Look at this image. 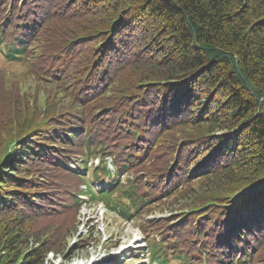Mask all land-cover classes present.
<instances>
[{"label": "trees", "instance_id": "1", "mask_svg": "<svg viewBox=\"0 0 264 264\" xmlns=\"http://www.w3.org/2000/svg\"><path fill=\"white\" fill-rule=\"evenodd\" d=\"M33 45L54 88L40 107L0 83V264L62 254L56 212L97 193L127 219L186 209L148 264H264V0H0V54Z\"/></svg>", "mask_w": 264, "mask_h": 264}, {"label": "rangeland", "instance_id": "2", "mask_svg": "<svg viewBox=\"0 0 264 264\" xmlns=\"http://www.w3.org/2000/svg\"><path fill=\"white\" fill-rule=\"evenodd\" d=\"M34 48L33 45L25 58L17 62H9L0 54V83L5 84L7 89L11 86L18 88L10 92V95L17 92L18 97L24 96L29 105L37 104L43 107L46 93L53 92L54 86L40 71L42 67H37L39 53L35 52ZM72 87L70 85L67 89L72 91ZM66 100L63 101L64 104L67 103ZM88 114H92V110ZM104 160L106 168L113 172L112 159L109 157H93L89 160V166L94 171L103 165ZM69 168L75 169L71 164ZM136 169L137 171L132 169L119 173L120 184L142 180L143 173L139 168ZM81 174L93 184L94 191H103L113 185V188L106 190L111 192L117 186L114 182L117 174L111 175V179L104 178L99 181L92 179L87 171H81ZM77 183V180H73L68 185V189L73 188V197L76 191L85 190L84 185ZM81 194L78 195V200L82 198ZM96 195V201L83 198L78 206L56 212V220L64 222L63 253L48 254L46 264H148L149 246L146 243L157 238V233L151 231L153 226L186 211L181 210L172 196L170 199L161 200L160 204L153 202L143 213L134 214L131 219H127L112 209L113 203L119 200L117 193L113 194L110 199L112 201H103L99 198L100 194ZM67 201L75 202L74 199H67L65 202ZM170 264L177 263L170 260Z\"/></svg>", "mask_w": 264, "mask_h": 264}]
</instances>
